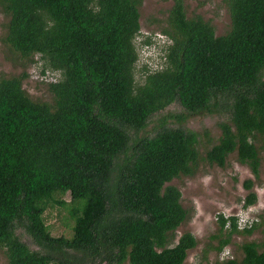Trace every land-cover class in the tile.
<instances>
[{
    "label": "trees",
    "instance_id": "trees-1",
    "mask_svg": "<svg viewBox=\"0 0 264 264\" xmlns=\"http://www.w3.org/2000/svg\"><path fill=\"white\" fill-rule=\"evenodd\" d=\"M143 0H0L2 41L22 72L0 77V251L6 264H183L198 241L178 228L190 217L171 181L197 171L200 134L186 113L150 118L179 103L189 115L225 111L221 135L205 160L224 167L235 153L255 179L243 186L244 207L258 195L264 155V0H226L231 27L216 35L202 16L188 17L173 0L160 31L171 43L165 65L135 81L134 39ZM43 60L60 72L52 102L23 87L27 69ZM171 120H174L171 122ZM70 195V237L45 222L55 195ZM217 253L239 229L218 217ZM21 231L38 246L32 249ZM241 257L216 264H264V241L243 242Z\"/></svg>",
    "mask_w": 264,
    "mask_h": 264
},
{
    "label": "rangeland",
    "instance_id": "rangeland-1",
    "mask_svg": "<svg viewBox=\"0 0 264 264\" xmlns=\"http://www.w3.org/2000/svg\"><path fill=\"white\" fill-rule=\"evenodd\" d=\"M172 4L173 0H143L142 2L140 7L141 30L134 39L138 55L134 68L137 84L144 82V71H154L165 65L158 56L160 51L158 37L164 36L169 43V39L159 29L162 26L161 21L168 15ZM184 4L188 17L202 16L213 25L216 35H223L230 29L231 17L226 0H184ZM5 21L6 17L0 10V77L18 75L22 72L20 62L2 41L6 30ZM35 58L38 63L28 67L29 77L24 81L23 87L33 100L52 102L53 96L47 84L58 81L60 72L47 68L43 74L41 72L43 60L40 55H36ZM176 113H186L187 119L183 121V124L200 134L198 148L201 155L194 175H182L171 181V184L181 190L182 204L191 214V217L178 228L177 234L180 236L190 231L198 241L196 247L189 250L183 264H216L217 260L234 256L241 257L239 246L243 242L261 243L264 241V155L260 178L255 180L254 185V190L258 195L257 202L244 207L243 199L248 194V190L244 188L243 183L248 178L255 179L250 169L238 161L235 153L229 155L224 167L210 164L204 158L206 151L217 142L221 135L219 122L226 119L225 111L189 115L179 103H174L154 114L148 121L146 129L140 134H155L162 125L159 118H169L168 115ZM55 198L64 203L50 205L45 212V222L52 235L70 237L74 225L70 195L68 193L56 194ZM220 214L225 217H237L239 229H243L241 225L246 222H249L248 227L252 222L258 225L250 234H234L230 244L217 253L213 246L218 245V240L213 238V235L219 233L218 217ZM20 233L22 239L32 249H38L29 236L23 231ZM5 260L4 254L0 251V264H6ZM124 264L130 263L127 261Z\"/></svg>",
    "mask_w": 264,
    "mask_h": 264
},
{
    "label": "clouds",
    "instance_id": "clouds-1",
    "mask_svg": "<svg viewBox=\"0 0 264 264\" xmlns=\"http://www.w3.org/2000/svg\"><path fill=\"white\" fill-rule=\"evenodd\" d=\"M164 38L165 37L162 35L160 37H158V39H160V43H159L160 44V51H159L158 56H159L160 60H162V63L163 62L165 63V61H166V58H165L166 49H167L168 45H170V43H171V41L168 37L167 38L169 39V43Z\"/></svg>",
    "mask_w": 264,
    "mask_h": 264
},
{
    "label": "built area",
    "instance_id": "built-area-1",
    "mask_svg": "<svg viewBox=\"0 0 264 264\" xmlns=\"http://www.w3.org/2000/svg\"><path fill=\"white\" fill-rule=\"evenodd\" d=\"M247 223H249V222H246V223H242V225H241V228H245V227H248L249 225L247 226Z\"/></svg>",
    "mask_w": 264,
    "mask_h": 264
}]
</instances>
